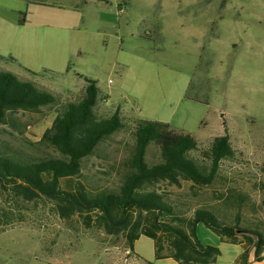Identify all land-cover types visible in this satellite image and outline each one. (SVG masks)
<instances>
[{"label": "rangeland", "instance_id": "rangeland-1", "mask_svg": "<svg viewBox=\"0 0 264 264\" xmlns=\"http://www.w3.org/2000/svg\"><path fill=\"white\" fill-rule=\"evenodd\" d=\"M56 1L58 5L47 6L0 0V70L31 80L63 101L82 98L85 78L96 80L108 97L98 107L101 115L122 107L127 119L168 123L178 133L205 144L225 134L224 115L239 159L224 165L221 182L198 190L193 204L220 205L233 188L251 196L254 210L245 212L248 226L264 224L256 183L264 162V0H207L194 10V23L209 29L200 48L193 45L198 41L194 32H178L183 42L176 45L171 43L175 32H115L111 25L100 24L99 19L120 22L113 0L100 17L93 2ZM234 41L238 47L230 43ZM55 116L54 107L19 112L16 127L1 126L0 144L37 157L54 155L41 139ZM131 148L128 132L116 133L102 143L98 154L84 163L90 184L114 186ZM158 159V147L152 145L148 160ZM162 188L176 197L192 196L188 182L181 187L163 184ZM222 195L219 202L214 200ZM0 212L8 223L0 227V264H82L88 245L46 243L49 239L110 238L94 228L86 229L79 215L63 220L56 202L46 197L14 201L0 192ZM197 237L204 245L220 243L219 236L203 224L198 226ZM238 237L245 242L243 235ZM152 244L145 237L138 246L145 252ZM72 247L77 250L75 256L67 254Z\"/></svg>", "mask_w": 264, "mask_h": 264}, {"label": "trees", "instance_id": "trees-1", "mask_svg": "<svg viewBox=\"0 0 264 264\" xmlns=\"http://www.w3.org/2000/svg\"><path fill=\"white\" fill-rule=\"evenodd\" d=\"M27 1L58 5L48 0ZM85 81L82 98L63 101L31 80H21L0 70V128L16 127V114L21 111L40 112L44 107H54L56 112L41 139V144L52 149L54 155L37 157L0 144V192L14 201L34 202L46 197L56 202L63 220L70 221L79 215L86 229L99 230L114 243L125 239L130 250L141 236L148 237L155 243L157 260L215 264L221 255L220 248L201 243L197 237L200 224L222 242L244 244L247 249L240 264L248 262L247 245L254 249L256 260H262L264 224L248 226L245 212L254 210L248 193L231 188L220 205L193 204L194 198L199 197L198 190L221 182L224 165L239 159L225 120V134L205 144L190 134L178 133L168 123L127 119L121 107L103 116L98 107L103 101L107 103L108 97L103 96L96 80ZM119 132L130 134L132 148L118 181L111 187L92 186L84 173V163L98 154L102 143ZM152 145L159 150L156 162L148 160ZM260 174L256 183L264 213V162L259 167ZM183 182L191 184L192 196L176 197L162 188L163 184L181 187ZM223 197L214 200L219 202ZM5 218L0 212V227L8 224ZM239 233L245 242L239 239Z\"/></svg>", "mask_w": 264, "mask_h": 264}, {"label": "crops", "instance_id": "crops-1", "mask_svg": "<svg viewBox=\"0 0 264 264\" xmlns=\"http://www.w3.org/2000/svg\"><path fill=\"white\" fill-rule=\"evenodd\" d=\"M78 1L95 3L97 6L93 10L99 17L102 11H104V6L111 3V0H106V2L101 0ZM206 1L207 0H113L114 8L111 7L114 9V13L120 19V22L118 21L117 24L116 22L112 23L100 19L99 22L100 24L104 22L106 25H111L113 29L116 30L115 32H175L176 34L172 35L173 38L171 43L176 45L178 42H183V39L177 36L178 32H194L193 36L194 38L198 37V41L193 42V45L196 48H200L207 37L209 29L203 28L199 24L194 23V10H197L199 6L202 8ZM48 2H56L59 4L56 0H48ZM197 13H199V10ZM243 33L244 36L247 35L245 32ZM252 34L253 33L250 32L246 38V45L248 46L252 42ZM160 36L162 39L165 38L164 34H161ZM230 43L233 47L239 46L237 41ZM124 110L125 109L121 107V112ZM221 125L223 126L222 116ZM144 238L145 236H141L134 243L133 250L126 247L124 244L125 239L122 244L119 245V243H114L112 238L107 239L111 243L106 239L105 241H101L92 238L84 240H82V238H74L66 240V242H60L59 240L57 242L55 239H49V242L46 244L62 245L67 243L72 246L73 244L80 243L81 245H88L90 248L86 246L87 249L83 250L86 253V256H82L80 260L82 264H180L172 258L157 260L155 243L153 240V247L150 246L149 251L144 252V250L138 246ZM219 241L220 243L218 245H213L219 247L221 251V255L218 257L215 264H240V257L247 249L244 244H230L222 242L220 238ZM47 251L53 253L54 249L49 248ZM67 251V254L71 256H75V251L77 252L73 247L69 248ZM115 256H118L116 258L117 260L115 259ZM262 256V260H256L254 249L248 247L247 264H264V253Z\"/></svg>", "mask_w": 264, "mask_h": 264}, {"label": "built area", "instance_id": "built-area-1", "mask_svg": "<svg viewBox=\"0 0 264 264\" xmlns=\"http://www.w3.org/2000/svg\"><path fill=\"white\" fill-rule=\"evenodd\" d=\"M124 7V6H123Z\"/></svg>", "mask_w": 264, "mask_h": 264}]
</instances>
